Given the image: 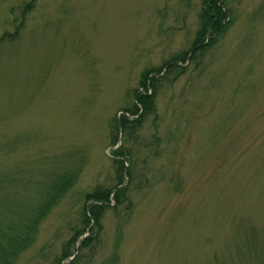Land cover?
Listing matches in <instances>:
<instances>
[{"label": "rangeland", "instance_id": "obj_1", "mask_svg": "<svg viewBox=\"0 0 264 264\" xmlns=\"http://www.w3.org/2000/svg\"><path fill=\"white\" fill-rule=\"evenodd\" d=\"M202 8L0 0V171L15 166L25 196L81 171L16 264H264V0L227 1L225 33L193 47ZM140 94L156 111L116 145L112 125L140 118L127 113ZM98 189L125 193L66 260Z\"/></svg>", "mask_w": 264, "mask_h": 264}, {"label": "trees", "instance_id": "obj_2", "mask_svg": "<svg viewBox=\"0 0 264 264\" xmlns=\"http://www.w3.org/2000/svg\"><path fill=\"white\" fill-rule=\"evenodd\" d=\"M227 1L229 0H203V8L199 16L200 29L193 47L203 41L205 42L209 36H220L225 33L223 27L229 19L228 12L230 14V11L227 12L225 8ZM26 14H20L22 16L20 29L24 27ZM183 56H178L175 60H179ZM173 64L181 68L179 63L174 62ZM148 75L149 73L144 76L143 83H141L144 88H148L150 81H148ZM159 81V79L153 78L150 82L153 95L158 94ZM153 99L154 96L152 98L147 94L145 96L142 94L138 95L136 97L137 103L135 102V105L130 110H127V113L133 116H140V118L131 121L127 115H124L120 120H116L113 123L112 135L116 145L118 144L117 137L120 132L125 135H133L141 128L143 122L155 113L156 107L153 105ZM2 152L4 150L0 149V155ZM116 154L122 156L123 159L127 157L126 155H131L129 152L125 154L123 151L122 153V150H118ZM119 158L121 157H118V161H116L117 173L119 177L124 178L125 164L124 160ZM20 172L19 175L26 179L24 186L28 188L31 186L29 175H26V171L22 170ZM80 174L81 171L79 169L71 168L59 174H46L39 190L28 192V196H25L18 189V186L23 181L18 176L15 166L13 169H7L4 172L0 171V264H16L19 256L33 246L42 223L50 217L67 194L77 185ZM16 187L18 192H16ZM124 191L120 190L114 194L113 191L98 189L94 193L87 195L86 200L89 207L87 206L88 208L84 211V229L82 232L77 233L75 239L66 247L64 259L69 260L74 257L72 248L77 247L78 240L85 235L92 224H94V227H92L91 233L92 235L95 234L96 228L101 227L104 212L113 204L112 196L114 195L117 206H119L121 204L120 197L125 193ZM95 239L93 236L87 238L82 244V250L92 247Z\"/></svg>", "mask_w": 264, "mask_h": 264}]
</instances>
